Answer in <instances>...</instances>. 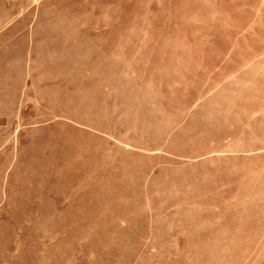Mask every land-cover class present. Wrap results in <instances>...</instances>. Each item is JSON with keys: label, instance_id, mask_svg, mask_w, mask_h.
<instances>
[{"label": "rangeland", "instance_id": "1", "mask_svg": "<svg viewBox=\"0 0 264 264\" xmlns=\"http://www.w3.org/2000/svg\"><path fill=\"white\" fill-rule=\"evenodd\" d=\"M0 264H264V0H0Z\"/></svg>", "mask_w": 264, "mask_h": 264}]
</instances>
